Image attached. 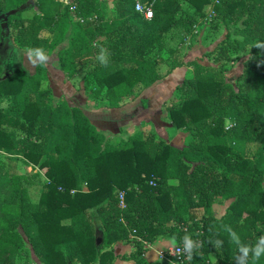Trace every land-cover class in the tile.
<instances>
[{
	"label": "trees",
	"instance_id": "trees-1",
	"mask_svg": "<svg viewBox=\"0 0 264 264\" xmlns=\"http://www.w3.org/2000/svg\"><path fill=\"white\" fill-rule=\"evenodd\" d=\"M1 1L0 23L6 11L28 0H7V6L3 4L6 0ZM80 1L77 14L90 17L95 1ZM141 1L151 4L150 19L157 32L148 27L132 31V22L144 20L143 16L133 9V0H115L120 21L74 23L70 44L57 51L55 62L62 75L73 74L85 31L89 35L103 31L113 40L109 67L96 62L90 84L89 79L83 81L85 88L95 85L114 93L118 85L145 87L159 79L158 60L145 55L149 47L160 43L161 34L179 24L175 13L180 4L179 0ZM34 5L39 13L29 20L21 11L6 20H14L10 29L18 46L49 49L54 42L48 44L40 29L60 16L61 5L55 0H36ZM214 9L223 20L232 22V30L206 53L214 55L211 59L217 65L191 61V74L178 88L184 97L166 107L170 124L189 133L190 140L180 147L151 135L132 137L122 146L110 143L94 130L80 108L50 106L48 90L39 87L36 72L0 74V96L11 97L9 107L0 110V148L21 154L30 163L44 154L38 167L44 168L47 178L30 217L24 213L22 196L17 195L16 215L0 229V264H11V248L22 240L17 224L42 264H112L111 250L102 249L117 240L131 245L122 258L134 264H163L144 259L147 246L163 235L180 245L186 234L202 247L191 260L182 253L180 264H236L238 247L226 228L237 232L245 245H254L264 236V50L255 47L256 42H264V0H217ZM66 19L65 11L60 24ZM59 29L61 35L62 25ZM122 46H126L123 53ZM243 49L248 55L233 85L225 80V58L220 57ZM182 64L173 63L169 70ZM25 84L35 95L29 100L22 99ZM110 100V108L119 103L115 95ZM224 119L231 120L229 125H224ZM7 125L19 126L30 136L11 143L10 131L3 128ZM217 197L231 199L219 217L211 213ZM65 219L69 222L61 223ZM95 220L102 234L98 246L94 244ZM217 239L222 241L219 248L210 243ZM249 264H264V255L255 262L250 256Z\"/></svg>",
	"mask_w": 264,
	"mask_h": 264
},
{
	"label": "rangeland",
	"instance_id": "rangeland-1",
	"mask_svg": "<svg viewBox=\"0 0 264 264\" xmlns=\"http://www.w3.org/2000/svg\"><path fill=\"white\" fill-rule=\"evenodd\" d=\"M35 1L28 0L23 5H20L23 7L20 10V15L23 18L26 17L29 20L31 16L39 13L38 8L34 5ZM55 1L61 5L58 9L60 16H54L50 22L40 29L41 35L46 37L48 44L52 45V42H54L51 48L43 50L45 55L50 58L48 63L37 66L30 64L28 60V51L30 49L28 47H20L14 41V31L10 29V24H13L14 20L11 19L10 22L5 20L7 32L1 38L0 50L3 49L2 57L4 60H10V63L9 66L7 65L0 70V74H3V72L9 74L15 71L17 73L23 71L25 74L36 72L37 77L40 79L39 87L42 90H48L47 101L50 106L68 105L80 108L93 125L94 130L110 143H120L122 146L125 143L127 145L132 137L146 138L150 135L154 140L166 141L165 134H167L169 139L174 138L176 136L175 128L172 125L167 128V121L169 120H167L166 107L178 103L184 97L180 94L178 88L181 80L191 74L193 69V66L190 65L191 61L205 66L217 65V62L211 59L214 55L210 56L206 53L211 51L223 39L226 31L232 30L231 20H223L214 9L217 0H179L180 10L175 13L176 17L180 19L179 24L173 26L168 32L161 34L160 43H154L147 49L146 58L160 60L159 63L156 61L157 64L155 66L157 73L161 77L169 71L173 63L182 62L188 65L189 70L185 72L180 81L173 83L169 92H165L162 86L152 88V90L149 89V91L145 90L151 83L145 87L140 84L134 85L132 88L118 85L114 87V93L107 92L105 87L94 88L95 85H88L85 88L83 84L84 79H89V84L92 81L90 71L96 62L99 63L97 55L100 53L101 48L107 50L110 55V45H112L113 40L108 39L103 31H97L90 35L85 31L73 74H70L71 76L62 75L56 66L55 60L57 51L70 44V37L74 32L73 25L75 22L83 23L85 20H95L97 23L105 25L112 19L120 21L122 17L120 18L119 10L115 7V0H94L96 8L88 18H83L76 12L82 1ZM1 3L2 1L0 0ZM3 4L7 6V0ZM64 7H66V10H64ZM65 11L67 19L60 24L61 21L59 19ZM28 20L24 22V25H27ZM151 21L152 19L133 21L130 29L135 32H141L144 27H148L149 31L157 32V25H153ZM59 25H62L63 29L61 35H59ZM124 51H126V46L121 47V53ZM247 55L248 50L243 49L239 52L230 50L225 57H220L221 59L225 58L222 61V69L227 82L233 85L236 84L237 77L243 69V61ZM6 68L9 70H6ZM160 91L163 92L161 97ZM21 95L23 100H29L35 96L34 93L29 91V87L26 84ZM113 95L119 99V103L115 108H110L108 103H111L110 97L112 98ZM160 98L162 100H159ZM10 99L11 97L9 96H0L1 111H5L9 107ZM155 101H159V103L154 106ZM148 102L152 105L150 108L148 107ZM162 107H164L166 116L162 114L156 115L155 111L152 110L157 108V113H160ZM18 120L23 122L21 118ZM230 121V119H224V125H229ZM3 128L10 131L12 135L11 143H16L18 139L30 136L19 126L7 125ZM165 131H168V133H165ZM189 140L190 136L188 134L187 138L184 139L183 145ZM11 152L13 151L0 148V170L9 172L8 174H0V229L7 224L9 217L16 215L17 195L22 196L24 213L30 217L34 206L38 205L39 195L45 190L44 186L47 182V178L43 174L44 168L38 167V163L43 159L44 154L39 157L36 163H30L24 159L23 155ZM261 185L264 188V176ZM230 201L231 199L215 198L211 203V213L219 217L225 212ZM68 222L67 219L61 221V223ZM95 222L98 227L97 220ZM17 232L20 233L22 240L17 242L18 245L16 244L14 248H11V264H42L19 224H17ZM129 244L122 243L118 251L127 252L130 249ZM174 245L176 243L170 236H159L155 239L152 247L145 251V257L148 260H155L157 259L156 250H161L164 247V250H166ZM208 258L213 260V253H209ZM168 259L165 260L163 258L162 263L178 264L175 259ZM120 263L118 260L117 264ZM71 264L79 263L74 261Z\"/></svg>",
	"mask_w": 264,
	"mask_h": 264
},
{
	"label": "clouds",
	"instance_id": "clouds-1",
	"mask_svg": "<svg viewBox=\"0 0 264 264\" xmlns=\"http://www.w3.org/2000/svg\"><path fill=\"white\" fill-rule=\"evenodd\" d=\"M255 47L260 50H264V42H256ZM264 54V53H261ZM49 56L45 55L43 49L36 48L30 49L28 51V60L33 66L46 65L49 61ZM97 60L104 67H109V53L107 50L101 48L100 53L97 55ZM264 63V61H261ZM231 241L237 245L239 255L235 257L236 264H249V258L253 262L259 260V258L264 255V236H260L258 241L254 245H245L241 242L239 235L231 227H227ZM214 247L219 248L222 245V241L215 240L210 241ZM202 247V244L191 238L189 234L183 237V252L187 254V259L191 260L193 258V253Z\"/></svg>",
	"mask_w": 264,
	"mask_h": 264
},
{
	"label": "crops",
	"instance_id": "crops-1",
	"mask_svg": "<svg viewBox=\"0 0 264 264\" xmlns=\"http://www.w3.org/2000/svg\"><path fill=\"white\" fill-rule=\"evenodd\" d=\"M187 66L188 65H186V64H182L180 66L174 67L173 69L169 70L164 76L160 77V79H158L155 82H153L145 90L149 91V89L152 90V88H159V87L162 86V87H164V91L165 92H167V91L169 92V90H171V86L173 85V83L177 82V81H180L182 79V77L184 76L185 72H187V70H189ZM156 94H157V97H158V92ZM159 94H160V97L163 96V92L162 91H160ZM159 100H162V99L160 98ZM154 103H155L154 104V106H155L157 103H159V101H155ZM148 105H149L148 106L149 108H150V106H152V105H150V102H148ZM152 110L155 111L156 115L157 114L165 115L164 107L161 108V112L160 113H157V108L156 109H152ZM167 120H169L168 117H167ZM167 122H168L167 123L168 124L167 128H169V126L171 124H169V121H167ZM165 133H168V131H165ZM175 134H176V136L174 138H171V139H169L167 134H165L166 135L165 136L166 137V139H165L166 142L170 143L172 145L178 146V147L183 146L184 139L187 138L189 133L186 132V131H183L180 128H175ZM96 232H100L101 233V231H100V229L98 227L96 229ZM101 237H102V235H101ZM154 241L147 246V249L152 247ZM101 243H102V241H101ZM122 243L129 244V243L124 242L123 240H117V241H114V242H112L110 244H105L103 246L102 250H111L112 254L114 255V258L112 260V264H117L118 260L121 262L120 264H132V263L134 264V262L132 260H129V259L121 257L122 255H126L127 253H129V251L131 250V245L129 244L130 245V249L127 252H119L118 250L120 249V246L122 245ZM164 249H165V247L163 249H161V250H156L155 251V255L157 257V259H155V260H148L145 257V252L143 254V257H144V259L146 261H156L157 260V261L162 262L163 258H161L159 256V253H160V251H162ZM168 261L171 263V261L169 259H168Z\"/></svg>",
	"mask_w": 264,
	"mask_h": 264
},
{
	"label": "built area",
	"instance_id": "built-area-1",
	"mask_svg": "<svg viewBox=\"0 0 264 264\" xmlns=\"http://www.w3.org/2000/svg\"><path fill=\"white\" fill-rule=\"evenodd\" d=\"M133 9L136 12L140 13L144 19L148 20L152 17L151 4L146 5L141 0H133ZM149 13H151V15H149ZM182 253H184L183 244H180V245H174L172 247H169L164 251H160L159 256L164 259L173 258L178 264H180L182 261V258H181Z\"/></svg>",
	"mask_w": 264,
	"mask_h": 264
},
{
	"label": "water",
	"instance_id": "water-1",
	"mask_svg": "<svg viewBox=\"0 0 264 264\" xmlns=\"http://www.w3.org/2000/svg\"><path fill=\"white\" fill-rule=\"evenodd\" d=\"M23 7L19 6V7H15V8H11L9 9L8 11H6L3 16H2V19H3V22L0 24V44H1V38L3 36V34L7 32V27H6V18L8 15H12L14 14L15 12L17 11H20ZM2 52H3V49L0 50V64L3 62L4 58L2 57ZM8 75V74H6ZM102 241V237H101V233L100 232H96L95 231V235H94V244L95 246H98Z\"/></svg>",
	"mask_w": 264,
	"mask_h": 264
},
{
	"label": "flooded vegetation",
	"instance_id": "flooded-vegetation-1",
	"mask_svg": "<svg viewBox=\"0 0 264 264\" xmlns=\"http://www.w3.org/2000/svg\"><path fill=\"white\" fill-rule=\"evenodd\" d=\"M9 63H10V60L8 61V59L7 60H3V62L0 64V68L1 69H3V68H5L7 65L9 66ZM6 70H9L8 68H6ZM3 74L4 75H6V74H8L7 72H3Z\"/></svg>",
	"mask_w": 264,
	"mask_h": 264
},
{
	"label": "snow or ice",
	"instance_id": "snow-or-ice-1",
	"mask_svg": "<svg viewBox=\"0 0 264 264\" xmlns=\"http://www.w3.org/2000/svg\"><path fill=\"white\" fill-rule=\"evenodd\" d=\"M149 15H151V13H149Z\"/></svg>",
	"mask_w": 264,
	"mask_h": 264
}]
</instances>
